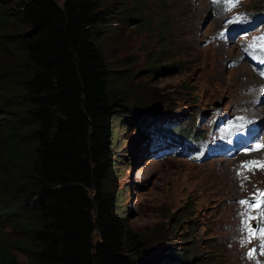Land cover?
I'll list each match as a JSON object with an SVG mask.
<instances>
[{
  "label": "trees",
  "instance_id": "1",
  "mask_svg": "<svg viewBox=\"0 0 264 264\" xmlns=\"http://www.w3.org/2000/svg\"><path fill=\"white\" fill-rule=\"evenodd\" d=\"M15 4H0V264H151L113 183L128 93L100 0Z\"/></svg>",
  "mask_w": 264,
  "mask_h": 264
},
{
  "label": "rangeland",
  "instance_id": "2",
  "mask_svg": "<svg viewBox=\"0 0 264 264\" xmlns=\"http://www.w3.org/2000/svg\"><path fill=\"white\" fill-rule=\"evenodd\" d=\"M16 1L0 0V4L17 17ZM100 3L108 17L107 27L101 28L104 53L112 75L124 81L128 93L125 116L114 123L112 149L113 183L120 196V215L129 229L144 240L147 249L143 254L153 260L151 264H180L178 259L193 264H246L242 233L238 232L240 212L235 213L231 205L248 200L250 193L264 187V182L253 188L250 182L239 181L227 194L215 195L228 185L215 181L211 172L229 169L228 175L236 177L238 156L254 154L217 157L216 151H224L226 139L221 132L210 131L216 115L235 118L238 124L235 114L241 111L250 116L259 107L255 102L260 95H253L249 108L240 110L254 86H248V91L238 97L239 81L238 87H230V92L226 89L235 79L233 67L257 77L249 67L248 55L254 50L252 46L264 45L259 39L264 37V22L259 21L264 15V0ZM186 16L197 22L193 48L185 47L181 38ZM238 18L250 21L243 25L250 32L242 40L227 44L229 53L240 57H228L217 73L213 56L218 34L236 24ZM18 24L8 25L6 32L21 31ZM246 73L242 78L247 79ZM263 83L257 91H264ZM156 103L160 107L152 111ZM257 120L264 132V114ZM161 129L190 136V143L207 137L208 145L201 153L206 160L192 162L182 155L153 158L146 142L153 131L162 134ZM208 152L210 155L205 157ZM214 160L216 163L210 168L209 163ZM244 179L248 178L243 176ZM18 259L23 261L20 256Z\"/></svg>",
  "mask_w": 264,
  "mask_h": 264
},
{
  "label": "bare ground",
  "instance_id": "3",
  "mask_svg": "<svg viewBox=\"0 0 264 264\" xmlns=\"http://www.w3.org/2000/svg\"><path fill=\"white\" fill-rule=\"evenodd\" d=\"M185 22H186L185 23L186 26L182 28L181 38H182V40H183V42L185 44V47L193 48L195 46V41H196V38H197L194 35V32L196 30L195 27L197 25V22L192 20L191 16H188ZM214 51H215L216 55L213 56V59L217 63L216 64V72L217 73L220 71V67L223 65L224 62H226L225 60L228 57L231 58V59L240 57V54H236V56H234V54H230L229 53L230 52L229 49H227V44L224 43V42H220V41H217ZM244 73H246V71L244 69H242L240 67H233L232 74L235 75V79L227 87L226 90H227V92H230V89L232 87H234V86L238 87L237 86L238 84H236V83L239 81L241 89H240L239 94L236 96V97H238V96L242 95L244 92L248 91V86H250V85L254 86L255 87L254 92H250L249 94H247V98L243 99L245 103L241 104L240 110L249 108L248 104H249V100H250L251 96H253V95L259 96L260 95L259 96L260 97V101L257 104L259 107L257 109H254V113L252 114V116H249L248 118H250V119H252V117H255L257 119L261 118V113L264 114V103L261 104L262 98L264 96V91L262 92V90L261 91H257V90H258V88L261 87L263 82H262V80L259 77H253V76L251 77V75H249V73H246L248 75L247 79H246V77L242 78V74H244ZM236 93H237V90H236V92L234 94H236ZM243 100H240L239 102H242ZM240 113L246 114L247 112H241L240 111ZM209 152H210V150H209ZM209 152L206 153L205 157L210 155ZM216 153L218 154L217 151H216ZM243 155L238 156L239 160L235 161V163L238 166L237 167L238 172L236 173L237 174L236 177H234L235 175H232V176L228 175L229 169L228 170L227 169L226 170H218L217 169L216 171H212L211 172V174L213 176V179L215 181L223 182L226 185H228L227 188L221 189L220 191H217L216 193H214L215 195H222V194L225 195V194H227L231 188H234L232 185L235 184V183L238 184L239 181L240 182L242 181V184H248L250 182L253 188L254 187L257 188L259 186V184H260V181L264 182V173H261L260 170L257 167H251V168L242 167V165L245 164L246 162H251V160H249V159H251L252 156H253V155H247V156H243ZM244 159H246L247 161L244 160ZM215 161L216 160L210 161V163H209V167L210 168L214 167V165H215L214 163H216ZM240 162H243V163H240ZM233 165H234V163H233ZM243 176L248 178V179L247 180H245V179L242 180ZM261 179H263V180H261ZM251 185H249V186H251ZM262 185H263V183H262ZM260 187L258 188V190L257 189L256 190L260 191V192H264V187H262V186H260ZM250 194H252V195H251V197L248 198L249 203H251L250 199L254 196L255 193H250ZM237 203H238L237 205L234 204V206L231 205V207H233L232 209L235 211V213L240 212V214H239V231L238 232L242 233V240H244L245 237L248 235V233L244 230V228H243V226L241 224V221H242V218H243L241 214L246 211V207L242 206L238 201H237ZM260 209H264V204H261ZM248 215L253 217V219H249L248 220V225L249 226L251 224H253V223H255V225H261V224L264 225V219L260 218L261 217L260 210L253 208L252 210H250L248 212ZM260 242H261V238L259 236H257L255 238L248 239L245 243H243V246H244L243 249H244V253H245V256H246V264H264V253L259 251ZM250 252L252 253L251 257L249 256ZM235 256H236V254H235ZM237 256H239V255H237Z\"/></svg>",
  "mask_w": 264,
  "mask_h": 264
},
{
  "label": "snow or ice",
  "instance_id": "4",
  "mask_svg": "<svg viewBox=\"0 0 264 264\" xmlns=\"http://www.w3.org/2000/svg\"><path fill=\"white\" fill-rule=\"evenodd\" d=\"M259 39L264 40V37H260ZM260 147H264V145H256L255 148L258 150ZM244 168H251V167H257V168H264V162H258V161H251L246 162L242 165ZM242 206L246 207V211L242 213V221L241 224L244 228V230L248 233V235L245 237L244 240H242V244L245 243L248 239L255 238L259 236L262 240L260 247L264 249V228H251L248 225V220L253 219V217L248 215V212L252 210L253 208L260 210L261 213V219H264V209H260L261 204H264V192L257 191V193L254 194L253 202L249 203L248 200H242L240 201ZM252 253H249V256L251 257Z\"/></svg>",
  "mask_w": 264,
  "mask_h": 264
},
{
  "label": "water",
  "instance_id": "5",
  "mask_svg": "<svg viewBox=\"0 0 264 264\" xmlns=\"http://www.w3.org/2000/svg\"><path fill=\"white\" fill-rule=\"evenodd\" d=\"M157 106H159V107H160V104H158V103L154 104V105L151 107V108H152L151 110H152V111H154V108H155V107H157ZM151 113H153V114H154V112H151Z\"/></svg>",
  "mask_w": 264,
  "mask_h": 264
}]
</instances>
